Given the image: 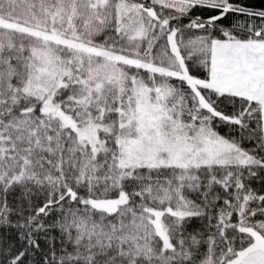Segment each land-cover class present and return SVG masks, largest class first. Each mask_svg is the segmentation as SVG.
Returning <instances> with one entry per match:
<instances>
[{
    "label": "snow or ice",
    "instance_id": "1",
    "mask_svg": "<svg viewBox=\"0 0 264 264\" xmlns=\"http://www.w3.org/2000/svg\"><path fill=\"white\" fill-rule=\"evenodd\" d=\"M0 264H264V0H0Z\"/></svg>",
    "mask_w": 264,
    "mask_h": 264
},
{
    "label": "trees",
    "instance_id": "2",
    "mask_svg": "<svg viewBox=\"0 0 264 264\" xmlns=\"http://www.w3.org/2000/svg\"><path fill=\"white\" fill-rule=\"evenodd\" d=\"M254 3H258V0H253Z\"/></svg>",
    "mask_w": 264,
    "mask_h": 264
}]
</instances>
